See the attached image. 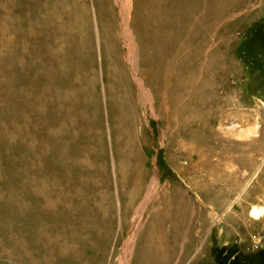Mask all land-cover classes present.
Here are the masks:
<instances>
[{
	"label": "rangeland",
	"instance_id": "rangeland-1",
	"mask_svg": "<svg viewBox=\"0 0 264 264\" xmlns=\"http://www.w3.org/2000/svg\"><path fill=\"white\" fill-rule=\"evenodd\" d=\"M125 2L137 74L116 0H0V264H264V0Z\"/></svg>",
	"mask_w": 264,
	"mask_h": 264
},
{
	"label": "bare ground",
	"instance_id": "bare-ground-1",
	"mask_svg": "<svg viewBox=\"0 0 264 264\" xmlns=\"http://www.w3.org/2000/svg\"><path fill=\"white\" fill-rule=\"evenodd\" d=\"M116 3L119 7V10H120V18H121V24H122V34H123V39L125 40V42L127 43V51H128V54H126V60L128 61V63L132 66L133 68V72L135 74H137V71H138V57H137V46H136V43L134 41V36L131 32V28H130V20H129V15H130V11L128 9V5L127 3L125 2V0H116ZM145 3V5H144ZM55 4V3H54ZM49 7V6H48ZM139 9L140 10H149V12L153 13L154 15H156L157 17V20H160L161 18L158 16V15H162L164 14V11L165 9L168 11V6H166V0H141V2L139 3ZM151 13V14H152ZM47 20V19H46ZM143 31V27L141 26V29L140 31ZM145 32V30H144ZM143 33V32H142ZM185 48V47H184ZM144 65L147 66V68L143 70V74L144 76L148 77L147 75V72H148V68L151 69L152 71V74H153V77L155 75H157V69H154L152 64H153V61L150 57H146L144 59V62H143ZM150 71V70H149ZM190 73V74H189ZM187 74H189V76L187 77L188 80L186 81L187 85L189 86L191 84V81L193 78V74L191 72H188ZM136 76V75H135ZM146 77V78H147ZM145 78V79H146ZM136 80H137V83L138 85L142 86V84H144L145 80L144 79H141V78H137L136 77ZM154 80V78H153ZM151 81V80H150ZM155 81V80H154ZM153 81V82H154ZM156 82V81H155ZM154 84V83H153ZM163 84V83H162ZM166 88V87H165ZM163 89V88H162ZM200 96V95H199ZM210 99V98H209ZM140 100L141 102L144 104V105H153V96L150 94V92L146 89H144L142 87V90H141V93H140ZM165 100V99H164ZM195 100H198L200 101V103L198 104L197 106V109L198 107H201L204 103L202 102L203 99L201 97H195L194 98V101ZM206 103V102H205ZM195 104L197 103H194L192 100H191V104L186 106V111L187 113H189V115L192 116V118L194 120L198 119V120H202V118H204L203 116L201 117L200 113H198L200 111V108L197 110V112L195 111ZM213 105V103H212ZM206 106V105H205ZM211 106V105H210ZM207 107V106H206ZM203 108V107H202ZM205 108V107H204ZM203 108V109H204ZM211 108V107H210ZM214 109V108H212ZM205 110V109H204ZM214 112V111H213ZM212 114V113H211ZM207 116V115H206ZM211 118V116H210ZM205 122V120H204ZM157 177L156 179H154V182L152 183V187L150 188V194H149V199H148V202L151 200V197H153L155 195V193L157 192L156 189H157ZM146 208L144 207L142 211H140V213L145 210ZM264 216V208H260V207H256L254 212H253V217L259 219L261 217ZM129 250L126 254V257L128 258L129 256H131L130 254V247L127 249ZM164 260V259H163ZM160 263V262H159ZM123 264H130V260H124V263Z\"/></svg>",
	"mask_w": 264,
	"mask_h": 264
}]
</instances>
